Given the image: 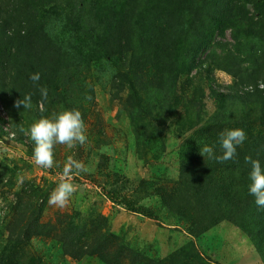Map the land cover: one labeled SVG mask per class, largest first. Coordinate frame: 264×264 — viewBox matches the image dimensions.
Returning a JSON list of instances; mask_svg holds the SVG:
<instances>
[{"label":"rangeland","instance_id":"obj_1","mask_svg":"<svg viewBox=\"0 0 264 264\" xmlns=\"http://www.w3.org/2000/svg\"><path fill=\"white\" fill-rule=\"evenodd\" d=\"M139 1L144 7L148 0ZM25 3L28 0H0L3 21L14 31L21 26L20 20H25ZM255 3L248 9V16L264 21V0ZM184 15L191 17L189 7ZM200 19L197 28L210 27L207 19ZM58 24L52 26L57 33L62 27ZM186 25L182 34L189 28ZM4 30L0 29L1 44L9 46L10 41L3 39ZM86 31L79 29L85 38ZM261 35L245 40L241 53L235 50L230 29L222 36L215 34L207 49L195 55L196 66L191 70L178 75L185 67H175L178 71L173 74L162 70L165 90L158 86L154 73V67H159L150 60L154 67L148 64L139 82L143 96L150 97L145 107L131 103L126 98L128 89H118L117 80L113 83L117 73L110 63L93 62L87 67L79 63L80 49L73 51L66 43L59 46L56 41L48 46V58L54 57L55 66L64 65L66 71L62 76L65 83L58 87L57 95L50 91L44 102L51 112L79 109L87 140L72 149L57 145L55 166L43 169L32 158L34 143L28 132L37 120L34 116L40 113L42 101L37 106L33 99L31 111L16 118L15 126L22 132L19 136H14L7 122L1 125L7 135L0 131V258L18 264H27L29 258H34L35 264H263L248 232L216 210L212 215H201L206 226H195L199 222L190 215L193 206L198 205V194L184 185L189 173L182 167L202 146L201 135L194 130L210 116L221 110V121L211 128V133L217 134L228 130L229 123L239 119L243 110L248 116L254 110V105L244 107L235 101L221 109L209 95L206 75L211 70L214 84L222 92L240 78L264 77ZM188 38H183V45L189 47L193 44ZM77 41L83 48L84 42ZM228 67L237 75L236 81L233 73L226 71ZM9 69L12 74L18 72V68ZM3 90L0 79V115L5 118L6 108H16L17 100L5 104L1 99ZM174 92L180 98L192 95L195 101L180 102L177 109L167 101ZM256 102L263 109L264 94ZM68 156L83 162L89 171L75 176L77 193L66 207L58 208L49 205L48 197ZM197 157L203 158L201 154ZM21 177L23 183L19 182ZM105 190L143 206L149 215L113 202L104 195ZM194 229L201 233L194 235Z\"/></svg>","mask_w":264,"mask_h":264},{"label":"trees","instance_id":"obj_2","mask_svg":"<svg viewBox=\"0 0 264 264\" xmlns=\"http://www.w3.org/2000/svg\"><path fill=\"white\" fill-rule=\"evenodd\" d=\"M150 1L148 0L144 7H141L139 0H28L22 9L25 20H20L21 26L15 31L8 22L3 21L0 8V29L5 28L2 32L3 39L6 42L10 41L9 46H3L0 40V79L4 88L1 96L3 102L7 104L14 100L18 101L23 99L25 94L32 93L33 105L39 106V101H42L40 105L44 109L34 118L38 119L50 114L51 108L42 100L39 89L33 86L29 77L32 73L39 72L41 75L39 85L46 86L48 93L50 91L55 93L58 87L64 85L62 76L66 71H64L65 66H55L54 57L48 58L46 55L48 46L54 45L55 41L59 46L66 43L67 47L70 46L73 51L80 49L77 53L80 57L79 63L87 67L93 62L110 63L109 65L117 73L113 75L115 76L113 83L117 80L118 89H128L129 94L126 98L131 103L145 107L150 97L147 94V97L143 96L139 82L148 64L159 67H154L156 70L154 73L159 82L158 86L165 90L166 81L163 80L165 75L162 70L173 74L178 71L175 67H185L175 75L183 74L186 69L191 70L196 66L194 61L197 56L195 55L207 49L215 34L222 36L226 30L230 29L236 41L235 50L241 53L245 40L257 39L260 33L264 36V21L248 16V9L257 3H255L256 0ZM188 7L195 19H191L192 15L189 18L184 17ZM202 16V19H207L210 25L203 30L196 27L198 19ZM202 19L200 20L203 21ZM81 21L82 24H79L78 22ZM55 22L62 25L58 33L57 28L55 32L52 29ZM184 24H187L189 28L182 34ZM80 28L82 30L87 28L86 38L80 35ZM184 37H189L193 45L189 47L183 45ZM77 40L84 42L83 48L78 45ZM150 60H154V65ZM96 65L97 63L94 64ZM214 65L220 67L218 64ZM9 68L14 71L18 68V72L12 74ZM226 71L233 73L231 67H228ZM260 75H262L261 72ZM206 76L209 95L221 109L230 101H235L244 104V107L254 105V110L249 116L243 110L244 113L238 115L239 119L233 120L232 124L229 123L228 129L242 128L247 135L245 142L237 148V156L233 160L219 163L209 159L207 154L201 159L197 157L200 154L199 149L205 145L214 146L216 155L222 154L219 143L221 133H211V128L221 121L218 120L221 110L205 120L200 128L194 130L195 134L201 135L200 142L203 144L182 166L189 173L184 185L200 195H197L198 205L193 206L190 217L198 220L199 224H196V227L203 224L206 226V221H201L204 219L201 215L206 217V213L212 215L216 210L221 217H226L227 220L248 232L264 264V208L256 206L255 198L248 191L250 165L245 162V157L251 156L259 159L264 167V108L262 109L256 102L260 95L264 94V77L260 76L261 79L240 78L237 84H233L222 92L217 84H214L211 70ZM232 77L236 81L235 73ZM161 89L160 93H162ZM181 97L174 92L168 96L167 101L173 103V107L177 109L180 102L186 104L195 101L192 95ZM8 107L6 117L3 118L0 115V131L7 135L6 130L1 126H6L7 122V125L11 126L10 130H13L14 136L17 137L22 132L15 126V120L19 119V114L29 113L31 109H25L22 105L18 108ZM183 109L187 114L186 108L183 107ZM254 112H257V115ZM196 120L198 123L201 121L198 116ZM104 195L115 203L125 205L130 211L149 215L143 206H135L133 201L124 197L120 198L111 191L105 190ZM198 209L200 213L197 214ZM226 211L228 215L225 214ZM205 226L202 227L203 230ZM194 230V235L201 233V230ZM0 264L18 263H8L6 259L0 258ZM27 264H35L34 258H29Z\"/></svg>","mask_w":264,"mask_h":264},{"label":"clouds","instance_id":"obj_3","mask_svg":"<svg viewBox=\"0 0 264 264\" xmlns=\"http://www.w3.org/2000/svg\"><path fill=\"white\" fill-rule=\"evenodd\" d=\"M29 79L33 86L37 87L43 101L48 99V89L39 85L41 75L34 72ZM32 93L24 95L23 99L16 102V106H23L25 109L32 108ZM41 107V111H43ZM86 126L82 113L77 108H63L53 111L49 115L41 116L35 120L28 130L31 140L34 143L32 158L35 164L43 169H52L55 166V148L57 145H64L69 149L77 144H84L87 140ZM247 135L242 128L225 130L220 134L219 143L222 149L221 155H216L214 146L205 145L199 149L204 157L207 154L209 159L223 163L233 160L237 156V148L241 146ZM245 162L250 165L248 191L255 198L258 208H264V167L259 159L251 156L245 157ZM89 169L83 162L68 156L62 171L58 174L57 182L53 190L49 193V205L64 208L73 196L77 193L78 187L74 183L75 176L88 172ZM24 177L19 182L23 183Z\"/></svg>","mask_w":264,"mask_h":264}]
</instances>
